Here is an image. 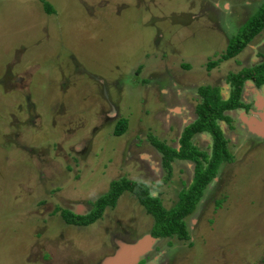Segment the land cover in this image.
Wrapping results in <instances>:
<instances>
[{"label": "rangeland", "instance_id": "1", "mask_svg": "<svg viewBox=\"0 0 264 264\" xmlns=\"http://www.w3.org/2000/svg\"><path fill=\"white\" fill-rule=\"evenodd\" d=\"M46 1L53 12L41 0H0V264H96L110 242L149 234L152 217L126 191L84 227L51 215L53 204L92 209L111 180L126 177L174 207L194 164L174 160L167 172L148 138L177 147L176 112L195 108L200 86L228 96L227 74L264 49V30L235 56L207 63L263 0ZM119 118L126 126L115 135ZM219 124L232 159L184 218L188 238H155L136 264H264V141ZM192 142L209 152V139ZM46 164L54 182L39 177Z\"/></svg>", "mask_w": 264, "mask_h": 264}, {"label": "trees", "instance_id": "2", "mask_svg": "<svg viewBox=\"0 0 264 264\" xmlns=\"http://www.w3.org/2000/svg\"><path fill=\"white\" fill-rule=\"evenodd\" d=\"M41 2L45 12L54 11L49 2L46 0H41ZM261 30H264V0L261 8L247 18L237 34L227 41L221 57L210 60L206 67L209 69L215 66L218 61L235 56ZM246 80H251L255 85L264 83V56L258 64L243 67L236 72L227 74L226 82L229 85V92L226 98L220 95L218 86L205 85L198 88L197 92L201 101L195 106L197 118L183 128L178 149L157 140L153 135L148 138L155 149L160 152L161 166L166 168L167 172L170 171L171 162L175 159L190 160L194 163L192 182L189 187L183 189L185 192L174 207L165 208L161 198L158 195H153L145 183L120 177L110 181L108 191L95 199L94 207L86 215H79L69 209H59L58 207H55L53 212L58 211L65 224L78 227L87 226L99 216L101 217L104 207L113 206L119 195L126 191L132 194L145 212L152 217L153 224L149 233L153 237L187 239L188 230L184 218L195 209L197 202L202 197L203 190L216 177L219 165L232 159V154L226 147L228 140L224 137L218 121L229 123L228 116L223 112L243 106L239 97L242 84ZM125 126V119L119 118L113 133L120 135ZM201 131L208 132L212 137L210 154L198 149L191 141L193 135Z\"/></svg>", "mask_w": 264, "mask_h": 264}, {"label": "crops", "instance_id": "3", "mask_svg": "<svg viewBox=\"0 0 264 264\" xmlns=\"http://www.w3.org/2000/svg\"><path fill=\"white\" fill-rule=\"evenodd\" d=\"M263 56H264V49L262 51L257 50L254 53V55H252V57L250 55L249 61H251L252 63L248 64L246 67H250L252 65L260 63L263 60ZM220 95L222 96L221 93ZM181 98L184 103L189 101L188 97H186V92L184 88L182 89ZM223 98H226V97H223ZM239 100L243 104V106L230 109V110H225L223 112L225 115L228 116L229 121L231 120V122L229 123L230 124L232 123V125L236 127L237 132L240 134V135L238 134V136H240L241 139L244 138V141L247 139H251V138L258 140V141H264V83L260 85H255L251 80H246L241 88ZM175 106L176 108H178L179 104ZM189 106H191L190 103H189ZM177 111L178 113H182L183 111L186 115L188 114L187 117H183V116H180V114L176 112V119L174 120H177L183 124L182 125L183 127L179 131V136H177L180 138V133L183 130V128L186 125L194 122L195 119L197 118V115L195 113V108H192L191 110L188 109L187 111L185 108L180 107L179 110ZM163 120L165 121L164 116H163ZM166 122L167 120L165 121V124H167ZM219 122H221V120L218 121V125L220 127L221 125L219 124ZM222 122L225 123V121H222ZM167 128H169V124H167ZM220 129L224 133L222 127H220ZM196 136H198L201 140L209 139L210 144H211V136L208 132L206 131L198 132L195 135H193V138ZM177 137H176V140H178L177 147L173 145H169L166 142L164 143L171 147L178 148L179 138ZM179 160H183V159H179ZM186 161H190V160H186Z\"/></svg>", "mask_w": 264, "mask_h": 264}, {"label": "flooded vegetation", "instance_id": "4", "mask_svg": "<svg viewBox=\"0 0 264 264\" xmlns=\"http://www.w3.org/2000/svg\"><path fill=\"white\" fill-rule=\"evenodd\" d=\"M19 78V77H18ZM19 80V79H18ZM109 101V99L107 98V102ZM110 103H108V105H109ZM111 105V104H110ZM12 117V119H10V120H12V122H15V123H17V122H19V119H21V115H18V114H16V115H11ZM18 116H20V118L17 120V118H18ZM106 117H109V118H112V116H109V115H106V116H104V119H106ZM116 124V123H115ZM115 126V125H114ZM187 126V125H186ZM185 126V127H186ZM99 128V127H98ZM98 128L95 130V127L92 129V130H95V131H97L98 130ZM113 130H114V128H113ZM183 131V130H182ZM182 131H181V133H182ZM181 133H180V135H181ZM17 134L18 133H15V134H13L14 135V137H13V139L15 140L14 142V144H16V143H19L18 142V139H17ZM224 134V133H223ZM211 136V135H210ZM193 138V137H192ZM192 138H191V141H192ZM194 144V143H193ZM195 145V144H194ZM211 145H212V137H211V144H210V147H211ZM20 147H22V145L20 144L19 145ZM198 149H200V150H202V151H204V152H206L207 154H210V151H211V149L209 150V152H207V151H205L204 149H202V148H200V147H198L197 145H195ZM179 148V147H178ZM178 148H176V149H178ZM28 151H32V149H29V148H26ZM175 160H179V159H175ZM174 161V160H173ZM172 161V162H173ZM190 162H192L193 163V161H190ZM223 163V162H222ZM74 164H76L75 162H74ZM194 164V163H193ZM45 168L44 169H41V170H44V172H41V171H39V177H44L45 176V173H46V179L47 180H50L51 182H54V178L52 179V176H53V168L50 166V164H46V166H44ZM48 168V169H47ZM74 167H73V165H69V164H64L63 165V170L64 171H70V170H72ZM194 168V167H193ZM52 171H51V170ZM56 169L58 170V167H56ZM40 170V169H39ZM192 178H193V175H192ZM216 178V177H215ZM110 183V182H109ZM60 188L59 187H53V188H50L49 189V193L51 194V196L53 195V192H55V191H57V190H59ZM65 200L66 199H61L60 200V203L61 204H59V203H57L56 205H54L53 204V208H52V210L50 211V214L51 215H54L55 213H59L58 211H56L55 213L53 212V210H54V208L55 207H58L59 209H61V208H66V209H69V210H71V211H74V210H72L71 208H69V204L67 203L68 201H66L65 202ZM95 201V199L94 200H91L90 202V204H92L93 202ZM45 202V201H44ZM65 202V203H64ZM90 210H91V207L90 206H87V208L85 209V210H83V211H81V212H77V211H74L76 214H79V215H86L88 212H90ZM80 227H84V226H80ZM140 238V237H139ZM128 243L129 242H133V241H131V240H126ZM118 244L119 243H117V244H113V243H111L110 242V247H107V248H104V251L106 252L104 255H102V257L99 259V261L96 263V264H101L102 263V261L105 259V257H107V256H110L115 250H116V248L118 247ZM111 248V249H110ZM141 261V259L139 260V262ZM93 261H90L89 262V264H91Z\"/></svg>", "mask_w": 264, "mask_h": 264}, {"label": "water", "instance_id": "5", "mask_svg": "<svg viewBox=\"0 0 264 264\" xmlns=\"http://www.w3.org/2000/svg\"><path fill=\"white\" fill-rule=\"evenodd\" d=\"M154 242L155 238L150 234L143 235L133 242H121L114 253L105 257L101 264H136Z\"/></svg>", "mask_w": 264, "mask_h": 264}, {"label": "clouds", "instance_id": "6", "mask_svg": "<svg viewBox=\"0 0 264 264\" xmlns=\"http://www.w3.org/2000/svg\"><path fill=\"white\" fill-rule=\"evenodd\" d=\"M150 234V233H149ZM151 235V234H150ZM152 236V235H151ZM153 237V236H152ZM154 238H157V237H154Z\"/></svg>", "mask_w": 264, "mask_h": 264}]
</instances>
